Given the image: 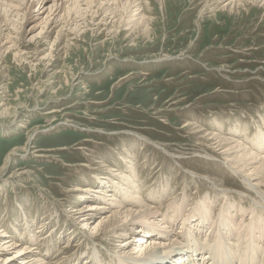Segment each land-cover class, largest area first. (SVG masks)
I'll return each instance as SVG.
<instances>
[{
    "label": "rangeland",
    "instance_id": "rangeland-1",
    "mask_svg": "<svg viewBox=\"0 0 264 264\" xmlns=\"http://www.w3.org/2000/svg\"><path fill=\"white\" fill-rule=\"evenodd\" d=\"M55 1L45 0L43 8L31 0L23 20L15 16L17 0H0L14 7L1 12V24L21 38L27 54L22 58L12 49L3 55L0 47V225L7 228L0 237L13 235L33 246L26 254L49 253L48 264L73 254L66 264H116L122 259L139 264L144 260L118 250L126 238L138 237L140 229L132 237L102 238V230L94 227L109 212L82 222L74 210L85 204L82 195L91 193L87 203L103 201L94 191L100 186L97 175L120 182L108 165L119 170L122 154H130L137 167L132 173L127 168L136 180L133 186L127 182L128 188L141 187L164 214H171L169 204L178 200L183 210L178 223L172 220L174 231L186 230L181 228L183 217L203 202L210 203L212 212L221 209L223 197L214 198L210 181L231 173L221 164H209L206 156L215 152L208 148L206 133L222 128L230 136L232 129H240L242 140L246 130L250 138L264 130V0L235 7L225 5L228 0H141L145 19L136 30L123 27L124 16L112 19L99 10L95 21L88 15L83 23L79 17L81 26H89L77 38L65 32L53 45L55 30L47 39L40 35L37 43L36 34ZM18 11L23 13L20 7ZM102 18L106 25L90 24ZM114 180H106L111 184L107 190H114ZM80 186L93 191L76 190ZM241 205L249 208L250 199ZM193 215L200 216L191 211L186 219ZM207 219L201 220L203 225ZM206 233H211L207 226L201 237ZM149 240L136 239L127 251ZM155 252L145 255H166L162 247ZM4 257L0 264L20 260L6 262ZM262 257L256 248L253 262L260 264ZM234 259L241 264L237 254L230 257Z\"/></svg>",
    "mask_w": 264,
    "mask_h": 264
},
{
    "label": "bare ground",
    "instance_id": "bare-ground-1",
    "mask_svg": "<svg viewBox=\"0 0 264 264\" xmlns=\"http://www.w3.org/2000/svg\"><path fill=\"white\" fill-rule=\"evenodd\" d=\"M30 1L31 0H17L19 6L14 5V11H16L15 16L18 15L20 19L24 20L25 14L28 10L26 6H28ZM57 1L60 3H58ZM57 1L53 2V4L50 5V10L48 9L49 12L44 19L45 26L38 34H36L37 38L35 41H38L40 35H42L43 40L47 39L49 32H53L55 30L57 31V35L55 41L53 42V45L56 42H60L61 40H63L65 32H68L67 34L75 35V38H77L79 36V33L84 30L85 26H89L88 24H84V26H81V24H79V22L81 21L79 20V17L81 18L82 16L85 19L83 23H86V17L88 15H90V20L95 21L96 13H100H98L99 10H103V13H106L108 15L112 14V19H114L113 17H116L117 14L120 16H124L122 20L124 21L123 27L127 26V29L130 30H136L137 28H140L141 22L139 20H141L143 23L145 19V15L143 13L145 7L142 6V2H139L141 0ZM254 1L255 0H228L225 5H227L228 7H235L238 3H249ZM38 3H41L43 8L45 4H47L45 0H38ZM19 7L23 11V13H19ZM13 8L11 6H4L2 3H0V14H2L1 12H3V10V13H9L13 11ZM139 15L140 17H137ZM5 16L7 19V15ZM70 18H72L71 23L69 20ZM1 23H5V19H2L0 21V47H2L1 54L4 55V53L8 50L10 51L14 49L17 56H22L21 54L26 56L27 54L24 53L23 50H21V48L25 46L21 38L12 37L13 31L5 28ZM23 23L24 21L21 24ZM11 24L15 25V22H11ZM67 24H70L73 27L69 25L71 28L66 29L65 26H67ZM90 24L102 26L106 25L107 21L102 18L99 22H93ZM15 26L20 31L23 29L22 26ZM34 28H32V30ZM5 30L9 31L5 32ZM26 31L27 30L24 29L22 33H25ZM22 33L20 32V34ZM23 35L24 34H22V36ZM36 36L32 35L31 40ZM37 43H39V41ZM23 57L24 56H22V58ZM132 73L135 72H131L130 74ZM56 111L57 110L54 109L51 110L52 113ZM20 126L24 127L23 124H21ZM222 130L224 129L221 128L220 131L206 133L208 136V143H210V147L208 148L212 150V152H215L214 154L216 155H209V153L207 154L206 158L209 159V157H211V162H209L210 165L221 164L222 166H224V168H226V170H224L227 171V173H231L230 175L233 176L234 179L237 178L239 182L237 180L231 179V176L229 177V175L228 177L224 178V180H217L216 178H214L213 181H210L214 187L212 188L214 191V198L219 196L223 197V205L221 204L222 207L219 211L212 212L213 209L210 203L205 204L202 201V204L204 205L199 204L197 207L191 210L199 213L200 216L193 215L192 217L186 219L190 215L191 211L188 212L187 214H185V217H183V220L181 221V224H183L181 225V228L187 227L186 230L179 232L174 231V229L176 228L175 223H173L172 220L177 222L180 213L183 210H179V208L181 207L178 203V200L171 201L169 204L172 208V213L164 214L165 211L162 212L161 205H153L154 203L150 199L151 196H143L142 191H140L141 187H137V185H134L133 191L128 188L127 182L130 181L131 183V181L136 180L132 175H129L127 173V168H130L132 170H130L132 173L135 172L137 167L133 158L130 157V154H122L120 156V158H122V163H117L118 165L119 163L121 164L119 170L118 168L108 165V171L120 176V182H115L116 180L114 179L117 177L114 176L107 177L105 175H97L96 178H98V183L100 184V186H98V189H94V191L99 194L97 196L99 198H102L103 201L87 203L91 201V193L88 192L89 195H82L81 199L82 197H85L83 200L85 204L78 206V208L74 210L75 217L78 219V221L82 220V222H91L97 215H102L104 211H108V215L102 217L94 227L95 230H102V238L110 237L113 235H118V237L121 238L128 235H131L132 237L137 232V230L140 229L138 237L136 236V238H126L124 241L122 240L123 242L119 245L123 248H119L118 250L121 255L128 256V258L131 257L136 261L144 260L139 264H235V259L232 262L230 261V257H233L235 254H237L240 258L241 264H256L253 262V253L256 248H259L263 251V257L260 264H264V130L259 131L255 138L248 137V132L246 130V139L242 140L241 137H237L238 133L240 136L242 134V131L240 129H230V136L224 135ZM79 165L84 166V164L82 163ZM16 176H19V174L13 175L11 177ZM106 180H114V182L119 186L115 188V186H117L115 184L113 188L114 190H107L108 187H111V184H109ZM92 182L95 181L92 180ZM18 184L22 185L23 183L21 184L20 182ZM80 189L81 191H93L91 187H81L79 189L76 188V190ZM120 189H123L122 193L120 192ZM127 198L134 200L130 201ZM245 198H248L251 201V205L249 208L241 205ZM172 199H174V197H172ZM229 199H239L240 203H236L235 201L229 202ZM152 200L155 201L156 199L152 198ZM23 214L25 213L23 212ZM247 215L248 217H250L248 219H245V216ZM206 217L209 218L207 219L208 225H203V221L201 220H205ZM25 218L27 219L28 223L29 216L26 215ZM166 219H169V221H167ZM249 220L250 222H248ZM193 222L197 223L194 224ZM199 225H203L201 229ZM206 226L208 230L211 231V233L209 235H207L206 233L205 237H201V234H203ZM6 229L7 228H4V225H0V235H4L1 234L3 232L7 235ZM181 232L182 235H180ZM196 232L201 238L196 236ZM96 237L98 238L99 235H97ZM34 238L35 237H33V239ZM98 239H100V237ZM136 239H140V241L142 242H147V240L150 239V243H147L140 249L135 247V250L132 252L127 251V248L132 245L133 241H135ZM19 241L22 240L16 239V236L13 235H8V237H0V258L1 256H6L4 257V260H6V262L14 261L17 258H20L18 263L15 264L46 263L45 260L49 255L48 251V254H44V257L39 254H26L27 251L33 250V246H28L27 244L23 245V243H19ZM167 241L169 243H167ZM182 241L184 242L185 247H182ZM39 247L40 246L35 248L39 249ZM161 247L166 255L150 257L147 253L145 255V252L151 249L155 250V253H157L159 250H161ZM39 252L41 253V251ZM73 255L62 258L60 260L57 259L53 262V264H66L70 260V258L73 257ZM48 263L49 262H47L46 264ZM50 264H52V262H50ZM116 264L132 263L125 259H122L119 260Z\"/></svg>",
    "mask_w": 264,
    "mask_h": 264
}]
</instances>
